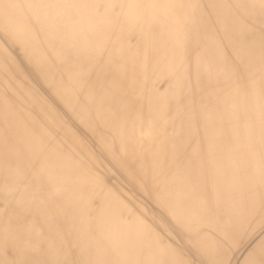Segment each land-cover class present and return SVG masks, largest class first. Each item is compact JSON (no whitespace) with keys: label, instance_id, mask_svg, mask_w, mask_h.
I'll use <instances>...</instances> for the list:
<instances>
[{"label":"bare ground","instance_id":"6f19581e","mask_svg":"<svg viewBox=\"0 0 264 264\" xmlns=\"http://www.w3.org/2000/svg\"><path fill=\"white\" fill-rule=\"evenodd\" d=\"M0 264H264V0H0Z\"/></svg>","mask_w":264,"mask_h":264}]
</instances>
